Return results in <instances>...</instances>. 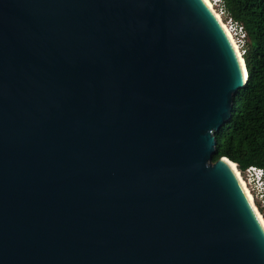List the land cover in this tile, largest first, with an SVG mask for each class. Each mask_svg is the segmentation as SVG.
Wrapping results in <instances>:
<instances>
[{
	"label": "water",
	"instance_id": "1",
	"mask_svg": "<svg viewBox=\"0 0 264 264\" xmlns=\"http://www.w3.org/2000/svg\"><path fill=\"white\" fill-rule=\"evenodd\" d=\"M247 81L204 0H0V264H264Z\"/></svg>",
	"mask_w": 264,
	"mask_h": 264
},
{
	"label": "trees",
	"instance_id": "2",
	"mask_svg": "<svg viewBox=\"0 0 264 264\" xmlns=\"http://www.w3.org/2000/svg\"><path fill=\"white\" fill-rule=\"evenodd\" d=\"M224 1L247 31L248 81L236 94L230 120L216 132L214 161L227 157L240 171L251 165L264 169V0Z\"/></svg>",
	"mask_w": 264,
	"mask_h": 264
},
{
	"label": "built area",
	"instance_id": "3",
	"mask_svg": "<svg viewBox=\"0 0 264 264\" xmlns=\"http://www.w3.org/2000/svg\"><path fill=\"white\" fill-rule=\"evenodd\" d=\"M215 10L221 15L222 20L228 29L231 31L236 43L238 44L242 56L246 52L247 43V31L242 23L235 20L227 11L224 0H211ZM226 16V19L224 18ZM227 29V30H228ZM242 176L248 182L250 189L255 197L257 207L264 216V169L251 165L248 166L244 171L241 170Z\"/></svg>",
	"mask_w": 264,
	"mask_h": 264
},
{
	"label": "bare ground",
	"instance_id": "4",
	"mask_svg": "<svg viewBox=\"0 0 264 264\" xmlns=\"http://www.w3.org/2000/svg\"><path fill=\"white\" fill-rule=\"evenodd\" d=\"M204 2L212 10V12L215 14V16L217 17V19L221 23L224 31L226 32V34H227V36H228L231 44L233 45V48H234V50H235V52H236V54H237V56L239 58V61H240L241 66H242V68L244 70V73L245 74L248 73L246 71V68H245V60H244V58L242 56L241 50H240L238 44L236 43V41H235V39H234L231 31L228 29L227 25H225L224 21L222 20L221 15H219L218 12L215 10L214 5L211 2V0H204ZM224 161L230 166V168L233 170V172L238 177L239 182H240V184H241V186H242V188H243V190H244V192H245V194H246V196H247L250 204L252 205V207H253V209H254V211H255V213H256L259 221L261 222V225L264 228V216L262 215L261 211L257 207L256 201H255V197H254V195H253V193H252V191L250 189V186H249L248 182L242 176L241 171H240L238 165L235 162H233L230 159H228V158H225Z\"/></svg>",
	"mask_w": 264,
	"mask_h": 264
},
{
	"label": "rangeland",
	"instance_id": "5",
	"mask_svg": "<svg viewBox=\"0 0 264 264\" xmlns=\"http://www.w3.org/2000/svg\"><path fill=\"white\" fill-rule=\"evenodd\" d=\"M224 18L226 19V16L224 15Z\"/></svg>",
	"mask_w": 264,
	"mask_h": 264
}]
</instances>
